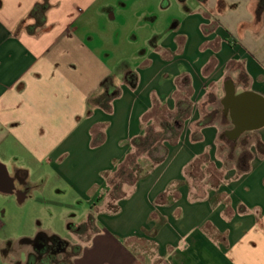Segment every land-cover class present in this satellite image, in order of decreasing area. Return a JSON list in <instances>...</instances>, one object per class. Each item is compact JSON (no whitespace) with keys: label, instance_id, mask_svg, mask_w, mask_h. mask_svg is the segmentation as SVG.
Masks as SVG:
<instances>
[{"label":"crops","instance_id":"0c3cea01","mask_svg":"<svg viewBox=\"0 0 264 264\" xmlns=\"http://www.w3.org/2000/svg\"><path fill=\"white\" fill-rule=\"evenodd\" d=\"M174 1L181 9L170 22L143 10L112 24L116 13L102 8L105 46L74 25L92 0H49L38 26L30 12L42 0H0V193L18 203L34 190L44 202L70 190L89 204L144 120L148 134L160 133L161 119L183 109V98L191 104L175 123L177 139L163 141V160L122 187L115 212L100 207L106 195L68 223L94 215L93 232L68 264H264V126L253 131L238 173L220 157L225 123L214 112L227 79L237 92L264 96V9L257 14L259 0ZM103 47L119 50L105 57ZM107 78L118 90L110 112L90 103ZM206 116L211 121L198 126ZM203 155L213 174L198 168L203 179L193 183L185 169ZM3 227L0 219V236ZM26 238L34 237L9 247L0 240L3 264H25L21 252L32 247L19 242Z\"/></svg>","mask_w":264,"mask_h":264},{"label":"rangeland","instance_id":"374dc122","mask_svg":"<svg viewBox=\"0 0 264 264\" xmlns=\"http://www.w3.org/2000/svg\"><path fill=\"white\" fill-rule=\"evenodd\" d=\"M163 1L165 0H92L91 6L86 9V12L74 20V25L78 27L77 33L79 35L84 36L87 40L89 36L92 37L91 41L93 43L91 44L106 46L108 44V41L105 40L107 26L106 18L100 16L102 8L108 7L112 13H116V22H112V24L120 21H128L134 14L143 10L153 13L158 19L165 14L167 15L166 21L170 22V18L179 16L181 7L174 0H166L170 4L168 7L163 8ZM117 35H120L121 39L123 35L130 36V33H116ZM137 35L139 37V34ZM141 43L142 40L139 38L138 45H141ZM115 44L116 46L120 45L119 42ZM102 50V55L106 57L108 55H114L119 49L117 48L115 52L106 50L103 47ZM124 50L129 53L131 52L127 49ZM161 154L162 150L159 149L153 153V156L157 157ZM139 155L142 156V154L136 153L135 157ZM125 189H129V187L125 186ZM120 194H122V191L118 193V195ZM52 195H54V200L49 202L40 201V194L34 190L31 196L20 204L17 202L15 196L0 193V219L4 223L3 230L5 233L3 236H0V240L5 239V242L9 243V247L14 241H18L22 237H35L28 235H35L41 228H47L58 237L68 240L71 244L77 243V245L81 246L87 240L88 234L91 231L82 233L83 231L81 232L80 227H78L76 232H73L72 228L68 227V223L70 221L78 223L85 217L89 212V204L78 199L76 200L70 190L63 192L53 191ZM70 200L71 202H68ZM115 204V200L109 201L106 196L101 202L100 207L103 209H112ZM100 207L98 206L97 209ZM0 264H3V253L1 249Z\"/></svg>","mask_w":264,"mask_h":264},{"label":"trees","instance_id":"16d2710c","mask_svg":"<svg viewBox=\"0 0 264 264\" xmlns=\"http://www.w3.org/2000/svg\"><path fill=\"white\" fill-rule=\"evenodd\" d=\"M50 7L49 0H42L41 3H36L31 12L30 16H32L35 20L34 26L40 25V23H44L45 20V12ZM264 9V0H259L257 7V14L261 15ZM183 79V77H182ZM183 87L185 90L187 89L188 82L183 81ZM118 90L116 86L113 84L111 78H107L102 82V92L97 96L93 97L90 101L91 106H98L103 108L104 110L110 112L111 111V103L112 100L116 97ZM183 100L188 101L185 97ZM185 102V106L183 109H177L173 116H170L164 119H161L162 131L160 133L148 134L147 128L151 125V121L144 120V126L142 127L141 133L132 139L131 145L127 153L119 160L118 164L112 169L110 176H107L105 181L101 184V186L97 189V191L92 196L91 200L88 201L89 204L95 205L99 201L103 199L104 196L110 199V201L118 200L126 195V192L122 191V187L124 185L132 186L135 182L148 174L150 169L154 167L157 163L161 162L164 158L165 147L163 145V141L167 140L170 142H174L177 139L180 130L176 129L175 123H181L185 120V118L189 115L191 110V104ZM215 119L216 120H224L225 126H222L220 129L219 137H218V150L220 153V157L224 161V165L226 167H236L237 172L241 173L245 170V166L247 164V156L249 155V146L254 142V139L251 138L253 131L244 132L239 139L235 142H230L228 138L224 135V132L232 127L229 116L225 115L222 109L221 103L218 101L215 106ZM211 121V117L206 116L202 117L198 122V126L205 125ZM214 121V120H213ZM94 143V144H93ZM92 145L96 144V141L93 140ZM159 149L162 150L160 156L154 157L153 153L157 152ZM136 153L142 154L138 157ZM208 164H210V159L207 155H203L193 161L186 169L185 175L191 179H194L193 183L201 181L203 179L202 176L197 174L196 170L202 169L203 171H199L203 174L204 171L206 173H212V171L208 170ZM217 172V171H216ZM218 173V172H217ZM217 175L216 173H214ZM217 178V182L220 178ZM129 179V180H127ZM215 185V184H212ZM122 191V194L118 195V193ZM197 193H201L198 191ZM202 195V193L200 194ZM117 205H115L110 211L115 212L117 210ZM80 227V231L82 233H86L88 231L93 232L94 230V215L90 213L86 220L79 225H71L72 231L76 232V230Z\"/></svg>","mask_w":264,"mask_h":264},{"label":"water","instance_id":"95a60500","mask_svg":"<svg viewBox=\"0 0 264 264\" xmlns=\"http://www.w3.org/2000/svg\"><path fill=\"white\" fill-rule=\"evenodd\" d=\"M220 103L232 127L224 132L230 142H235L244 132L264 126V96L252 90L237 92L234 82L227 79Z\"/></svg>","mask_w":264,"mask_h":264},{"label":"flooded vegetation","instance_id":"af4514ba","mask_svg":"<svg viewBox=\"0 0 264 264\" xmlns=\"http://www.w3.org/2000/svg\"><path fill=\"white\" fill-rule=\"evenodd\" d=\"M19 245L32 247L31 250L21 252L25 258V264H68L79 249L77 243L71 244L68 240L56 235L40 232L33 239L20 240Z\"/></svg>","mask_w":264,"mask_h":264}]
</instances>
